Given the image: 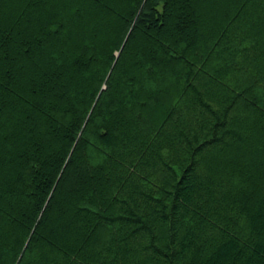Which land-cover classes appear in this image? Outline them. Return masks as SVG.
I'll use <instances>...</instances> for the list:
<instances>
[{"label": "trees", "instance_id": "obj_1", "mask_svg": "<svg viewBox=\"0 0 264 264\" xmlns=\"http://www.w3.org/2000/svg\"><path fill=\"white\" fill-rule=\"evenodd\" d=\"M0 264H264V0H0Z\"/></svg>", "mask_w": 264, "mask_h": 264}]
</instances>
